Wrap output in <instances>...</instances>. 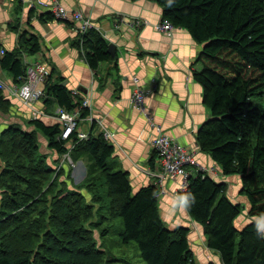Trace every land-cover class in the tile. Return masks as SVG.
I'll return each instance as SVG.
<instances>
[{
    "label": "trees",
    "instance_id": "trees-1",
    "mask_svg": "<svg viewBox=\"0 0 264 264\" xmlns=\"http://www.w3.org/2000/svg\"><path fill=\"white\" fill-rule=\"evenodd\" d=\"M145 1L157 4L162 21L187 31L201 46L197 60L201 69L193 78L211 117L197 131L196 145L211 156L222 176L241 178L239 195L248 202V218H264V109L254 101L264 100V0ZM40 19L55 20L50 12ZM20 40L29 55L39 52L36 37L23 34ZM74 45L95 74L100 64H115L107 41L95 28L76 36ZM19 55L4 51L0 60L15 84L23 81L26 71ZM43 92L45 113L54 105L71 112L85 98L54 82L52 70ZM12 106L0 92L1 120L12 115ZM90 111L83 109L80 118H87ZM27 122L30 131L17 124L0 131V264H109L103 245L114 237L118 219L123 223L120 244H135L144 264H197L190 230L165 224L154 185L133 192L128 174L113 161L114 148L104 134L87 135L86 140L73 134L63 140L59 122L49 126L40 117H28ZM40 137L56 154L68 152L74 166L82 158L90 163L86 181L76 186L87 190L89 200L79 188L65 191L68 185L60 180L63 166L46 164ZM191 166L195 170L187 169L186 190L178 191L177 198L202 228L208 250L219 255L221 264H264L260 225L251 221L238 229L245 205L227 197L225 182ZM95 229L101 246L94 240Z\"/></svg>",
    "mask_w": 264,
    "mask_h": 264
},
{
    "label": "crops",
    "instance_id": "crops-1",
    "mask_svg": "<svg viewBox=\"0 0 264 264\" xmlns=\"http://www.w3.org/2000/svg\"><path fill=\"white\" fill-rule=\"evenodd\" d=\"M58 1L69 12L81 11L92 21L107 44H114L115 64L102 63L95 74L74 45L76 33L72 29L73 24L41 21V16L49 10L37 6L36 0H0V50L20 53L25 66L37 61L46 63L52 70L54 82H66L68 90L78 91L80 99L85 97L89 100L91 111L81 121L80 130L94 137L105 132L111 134L109 141L114 148L113 161L118 170L128 174L134 193L154 185L155 178L151 173L156 172L158 167L157 155L150 145L155 132L147 118L130 103L135 89L148 92L145 108L153 122L167 136L194 153L196 167L215 169L219 174L217 180L227 184V197L244 204V215H247L248 202L239 195L242 184L236 177L222 176L211 156L200 152L196 145L197 131L211 117L203 103L202 88L193 78V72L201 69L197 63L201 46L183 29L175 28L170 36L158 31L162 10L150 1ZM133 19L140 20L143 25L131 27L130 20ZM23 34L27 38L36 37L39 45L36 55H29L25 47L22 48L20 37ZM3 54H0V60ZM1 80L7 85L14 83L12 75L0 67ZM4 96L13 105L12 115L7 120L0 119V131L9 124H17L30 131L31 128L26 126L29 110L10 95L4 93ZM34 106L43 112L40 118L44 124H58L56 105L47 109L48 114L45 113L43 100ZM43 141L46 148L47 142ZM47 152L46 160L51 168L60 164L63 166L62 178L65 177L68 187H76L86 181L90 166L86 159H79L72 169L63 161L62 155L49 149ZM190 169L195 170V166ZM180 181L164 183L165 193L158 200L160 215L170 229L185 226L190 230L188 239L194 245L190 243L197 264H221L219 255L208 250L202 228L191 220L177 198ZM246 219L240 215L237 224L243 226L252 220ZM202 248L206 254H203ZM199 255L203 258L201 262L197 257ZM206 255L208 260L203 257Z\"/></svg>",
    "mask_w": 264,
    "mask_h": 264
},
{
    "label": "built area",
    "instance_id": "built-area-1",
    "mask_svg": "<svg viewBox=\"0 0 264 264\" xmlns=\"http://www.w3.org/2000/svg\"><path fill=\"white\" fill-rule=\"evenodd\" d=\"M36 5L49 10L56 21H68L73 24L72 29L78 37L86 34L91 28H94L92 21L85 17L81 11L69 12L60 5L58 0H36ZM74 24H76V26H74ZM130 24L131 27L134 28H139L143 25L138 19L130 20ZM157 29L168 36H170L174 30L173 26L166 21H161L157 25ZM3 53L4 52L0 50V54L2 55ZM49 74L50 68L44 62L37 61L28 64L26 65L23 81L21 83L7 85L1 80L0 92L10 95L23 104L29 110L28 117H42L43 112L37 110L34 105L44 97L43 85ZM147 93L140 89H135L131 94L130 103L132 108L138 110L147 118L149 125L155 132V136L151 140L150 145L157 155L158 167L156 168V172L153 171L151 175L155 178L154 186L158 190V197H160L165 193L164 183L167 181L175 182L181 180L178 191L186 190L187 169L191 167V165H196V161L193 152L179 145L175 140L167 136L160 126L153 122L150 112L145 108ZM74 94H76V92H74ZM86 108L90 109V103L87 98H83L78 107L76 106L71 112L58 108L55 113V118L61 126V139L69 140L73 134H75V137L79 140H86L88 138L87 134L80 130V124L83 120L80 118V114H82V110ZM89 120L93 121L91 117H89ZM104 137L108 140L111 134L105 132ZM71 146L72 144H69L68 149H71ZM63 158L68 162L70 167H75L68 152ZM196 172L216 179L219 177V174L213 168L208 170L207 168L199 167L196 169Z\"/></svg>",
    "mask_w": 264,
    "mask_h": 264
},
{
    "label": "rangeland",
    "instance_id": "rangeland-1",
    "mask_svg": "<svg viewBox=\"0 0 264 264\" xmlns=\"http://www.w3.org/2000/svg\"><path fill=\"white\" fill-rule=\"evenodd\" d=\"M254 101H255V104L261 109L263 110L264 109V100L262 99H259V98H254ZM22 128V127H21ZM23 129V128H22ZM25 130V129H23ZM28 131V130H27ZM39 141L41 142V145H40V153L42 155H45L47 157L46 154H48L47 152V149L45 148V142L43 141V139L40 137L39 138ZM46 157H45V162L47 164V160H46ZM49 167H51L50 165H48ZM63 175V174H62ZM62 177V176H61ZM59 178V176H58ZM65 177H63L62 179H60L61 181L64 180ZM69 178V176H67V179ZM236 179L238 180V182L240 184H242V180L239 176H236ZM57 183H58V179H57ZM248 185V184H247ZM57 186V185H56ZM59 186V185H58ZM57 186V188H58ZM71 186V185H70ZM64 188V187H63ZM73 188L77 189L79 188L80 189V192L86 197L87 200L90 199V196L87 194V190L86 189H82V187H65V191H68V190H72ZM56 191V189L54 190V192ZM103 193H104V190H103ZM235 196V195H234ZM246 199V197H244ZM106 201V200H105ZM97 206V205H96ZM106 211H104L105 213ZM244 211L242 212L241 216H244L245 219L246 217L248 218L247 215H244ZM247 214V213H246ZM247 220V219H246ZM256 220L257 223L260 225V228L262 229V231L264 232V218H252V220L250 221H254ZM248 221V220H247ZM182 227H185V226H182ZM236 227L238 229H241L242 226H239L238 224H236ZM192 231H193V228H192ZM123 232V223L121 222V220H117V224L114 228V230L112 231L113 233V238L110 240V238H108L106 240L107 243H104L103 247L106 251V254H107V261L109 262V264H144L142 261H141V258L139 257V253L137 251V247L135 244L133 243H130L128 246H124V245H121L120 244V238H119V235ZM116 239V240H114ZM94 240H96L97 242V246H101V240H100V235H99V232L97 229H95L94 231ZM191 245L194 247V245L192 244V242H190ZM191 247V246H190ZM203 249V248H202ZM206 254L205 250L203 249V254ZM199 254L202 255V252H200ZM195 255V253H194ZM210 255V254H208ZM198 257V260L199 262H201V260L203 261V258L202 256H197ZM204 259L208 260V257L207 255L206 256H203ZM113 258V259H112ZM113 261V262H112ZM108 264V263H107ZM202 264V262L200 263Z\"/></svg>",
    "mask_w": 264,
    "mask_h": 264
},
{
    "label": "water",
    "instance_id": "water-1",
    "mask_svg": "<svg viewBox=\"0 0 264 264\" xmlns=\"http://www.w3.org/2000/svg\"><path fill=\"white\" fill-rule=\"evenodd\" d=\"M111 57L115 60L116 59V47L114 46V44H108V51H107ZM61 85L65 86L66 82L61 83ZM255 222H257L255 220Z\"/></svg>",
    "mask_w": 264,
    "mask_h": 264
}]
</instances>
